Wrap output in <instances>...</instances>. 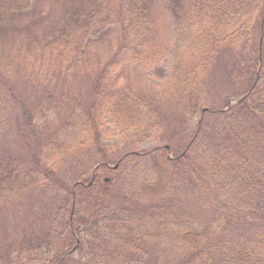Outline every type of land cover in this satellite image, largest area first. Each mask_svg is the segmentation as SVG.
<instances>
[{
	"label": "trees",
	"instance_id": "1",
	"mask_svg": "<svg viewBox=\"0 0 264 264\" xmlns=\"http://www.w3.org/2000/svg\"><path fill=\"white\" fill-rule=\"evenodd\" d=\"M35 1L29 5L23 0H0V45L8 48L3 43L7 38L16 40L21 36L14 41L16 58L5 49L7 56L17 61L18 49L34 52L50 63L57 64L59 60L60 70L66 73L89 59L92 72L88 82L97 89L91 104L80 102L85 117L80 114L77 122L75 117L62 124L60 131L68 133L75 129L73 133L77 134L70 143L67 138L64 153L61 154L64 149L51 148L50 160L41 162L39 176H30L29 182L14 176L20 165L9 160V171L1 174L0 194L22 188L30 193L38 187L58 194L61 187V192H71L72 207L76 209L82 202L80 195L93 194L91 185L100 174L113 171L117 163L123 166L130 158L139 156L138 152H128L117 160L112 159L106 140L108 133L123 127L140 142L158 130V101L143 92L133 95L130 85L135 74L126 78L116 66L121 54L128 53H121L125 47H132L138 59L161 62L166 57L167 47L158 40L160 30H155L159 26L158 9H167L173 14L178 39L182 38L177 45L174 70L168 74L169 83L172 85L178 79V87L188 84L191 88L188 112L200 113L199 121L192 124L193 134L179 152L169 143L145 153L148 166L144 171L150 175L141 179L136 191V200L144 208L128 206L94 220L76 215L75 211L72 221L69 219L65 224L64 218L60 220L69 230L64 236L66 244L72 242V245L61 257L56 256L54 264H64L79 250L86 251L85 264H91L98 254L104 264L110 258L113 264L118 255L108 251L107 246L115 245L116 249L122 248L123 254L130 251L135 255L143 245L148 250L152 240L170 244L177 256L168 262L148 259V264H264V49L260 53L254 51L256 36L264 33L254 15L264 6V0H77L69 9L56 1L53 8L64 10L50 26L45 25L42 15L36 18ZM62 1L71 5L70 0ZM204 24L210 26L207 31ZM199 26L201 31L191 41L194 28ZM116 31L133 33L135 38L132 43L117 41L111 37ZM241 38H247L245 43L252 45L249 53L254 56L253 61L248 58V66H242L245 58L236 66L243 67L244 89L237 98H230L237 92L236 88H228L225 105L215 109L205 104L208 97L202 96L197 79L201 70L211 65V53L218 46L237 44ZM31 41H34L33 47L28 46ZM106 42L115 48L116 56L112 59L103 56ZM55 46L61 54L53 60ZM135 58L130 57L129 61ZM164 67H159V76L166 75ZM251 71L253 75L249 77ZM238 81L237 89L243 88L239 87L241 79ZM168 84L163 86L165 91ZM56 92L47 91L35 113L22 106L20 119L31 123L34 115V120L47 129L51 121L47 111L55 107ZM56 118L57 122L61 120ZM191 132L184 131L178 137ZM86 143L101 160L90 180L74 182L68 192L58 178L61 166L57 160L73 156ZM37 229L33 219L28 241H6L7 247L12 246L10 254L49 251L52 228H44V234H36ZM118 257V264L121 259L123 264H134L130 258Z\"/></svg>",
	"mask_w": 264,
	"mask_h": 264
},
{
	"label": "rangeland",
	"instance_id": "2",
	"mask_svg": "<svg viewBox=\"0 0 264 264\" xmlns=\"http://www.w3.org/2000/svg\"><path fill=\"white\" fill-rule=\"evenodd\" d=\"M23 1L29 5L33 2V0ZM56 1H59L62 8L69 9L75 6L77 0H70L71 5L61 3L62 0H36V18L39 19L42 15L47 26H50L54 20L57 21L64 10L60 12L53 8ZM158 16L159 26L155 30H160L158 40H162L160 43L165 44L167 47L166 57L161 62L159 59L154 62L146 58L138 59L132 53V47H125L121 53L125 51H128V53L121 54L122 58L116 65L120 68L119 73H122L126 78L130 74H135L133 75L134 78H131L130 85L133 95L143 92L158 101L160 111L157 115L159 123L156 134L140 142L132 137L131 132L125 127L108 133L109 138L108 141L106 140V145L111 148L109 150L110 158L117 160L128 152H138L139 156L130 158L123 166L120 165L111 172L100 174L91 185L90 191L93 194L80 195L82 196V202L76 209L72 207L73 197L71 192H61V187L58 194L47 191L43 187H38L30 193L22 188L20 190L10 189L0 194V264H54L56 256L61 257L72 245V242L69 245L66 244L67 241H65L64 236L69 230L60 220L64 218L65 224L69 219L72 221L75 211H77L76 215L94 220L102 218L104 213L113 215L128 206L135 208L141 206L144 208L136 200V191H138L137 185L140 184L141 179H147L150 175V173L144 171L148 166V159L144 158L147 156L145 153L158 145L169 143L172 144L173 150L179 152L193 134L194 127L192 124L199 121L200 113L188 112L191 88L188 84L178 87V82H180L178 79L171 85L168 77V74L174 70L177 45L179 39L182 38L178 39L177 28L173 14L170 11L158 9ZM254 18L259 21V27H262L264 32V6L256 10ZM204 25L207 31L210 26ZM201 29L200 26L194 28L193 37L190 38L191 41L195 40ZM133 35V33H127V31L122 33L116 31V34L113 33L111 37L117 41L126 40L132 43L135 38ZM20 38L21 36L16 40ZM246 39L241 38L234 45L230 43L221 44L211 53V65L208 64L206 70H201L197 79L202 96L208 97L209 102L205 101V104L212 105L215 109L221 108L225 105V98L228 97L230 91L228 88H236L235 91L237 92V95H231L230 98H237L244 89L241 70L244 65L248 66V58L254 60L253 54L249 53L252 45L247 46ZM263 39L264 33H262V36L261 34L256 36L254 41L257 44L254 51L260 53L261 48L264 49ZM16 40L7 38L3 43L8 45V48L5 46L3 49V44L0 45V178L1 174L5 175L9 171L8 164L14 161L13 164L20 165L18 167L20 169L15 170L14 176L21 177L22 182H29L30 176L38 175L41 162L50 160L51 148L56 149L55 151L64 149L61 153L63 154L68 147L65 142L67 138L69 143L76 139L77 134L73 133L75 129L64 133L60 131L61 126L67 123L66 121L70 118L75 119L76 117L77 122L80 114L85 117V112L80 109V102L83 105L86 101L91 104V99L96 94L95 89L97 87L94 88L93 86L92 88L88 82V79H90L89 74L92 72V62L89 59L80 62V65L76 69L70 70L69 73L60 70L59 60L57 64L50 63L48 60L45 61L39 58L34 52L26 53L18 49L19 60L14 59L15 61H13L11 57L7 56L5 49L8 52L10 50L12 57L16 58V52L13 48L16 45L14 44ZM33 45L34 41H31L28 46L33 47ZM103 52V56L109 59L116 56L115 48L110 42L103 44ZM53 54L55 55L53 60L60 56L61 52L58 47H53ZM194 56L197 55L194 53ZM130 57L135 59L129 61ZM161 57L163 58V55ZM240 60H242L243 67L238 69L236 66ZM162 66H165L166 73L163 77L158 75L159 67ZM248 69V67L245 68L246 71ZM190 71L192 70L190 69ZM15 73L14 78L13 74ZM248 75L249 77L253 75V71ZM239 79H241L239 87L243 88L237 89ZM133 80H137V82ZM181 80L183 82L184 77H181ZM166 84H168V91L163 89ZM195 87L198 88V85H195ZM47 91H57L54 96L55 107L52 108L51 112L47 111L49 119L51 118L49 127L44 129V126L34 120V115L31 116L33 118L31 123L30 120L20 119L22 106L25 105L27 111L37 112L38 107L46 98ZM75 107L78 109H74ZM74 110H76L75 114H73ZM56 117H61V120L57 122ZM53 122L57 123L54 124ZM184 131L192 132L188 136L178 137ZM173 133L176 135L173 136ZM100 160L101 156L96 153L89 143L79 149L78 153H73V156L59 158L57 161L61 166L58 177L60 183L67 186L66 190L69 192L74 182L90 180L96 164ZM34 166H36V169L33 168ZM105 178L109 179L105 180ZM1 188L3 191L5 186ZM138 194H140V191ZM33 219L36 220L38 228L36 234H44V228H52L54 233L50 237L52 244L49 251L44 250L40 253H24L23 251L10 254L12 246L7 247L5 242L19 241L23 243L28 241L30 238L29 225ZM145 247L143 245L142 250L134 255L130 251H125V254H123L121 252L122 248L116 249L115 245L107 246L108 251L111 250L115 255L130 258L134 260V264H148V259L155 261L159 259L162 262H168L169 259L173 260L177 256L170 244H163L161 241L152 240L148 250ZM72 256V259H67L64 264H85L88 260L85 250H79ZM118 256H115L116 259L113 264L120 262ZM95 260L97 264H99L98 261L104 264L103 260H99V254L94 255V260L90 261L91 264H95ZM106 262L112 264L111 258ZM123 263L124 260L121 259V264Z\"/></svg>",
	"mask_w": 264,
	"mask_h": 264
},
{
	"label": "water",
	"instance_id": "3",
	"mask_svg": "<svg viewBox=\"0 0 264 264\" xmlns=\"http://www.w3.org/2000/svg\"><path fill=\"white\" fill-rule=\"evenodd\" d=\"M118 167V164L115 166V168H117ZM106 180H108V179H106Z\"/></svg>",
	"mask_w": 264,
	"mask_h": 264
}]
</instances>
